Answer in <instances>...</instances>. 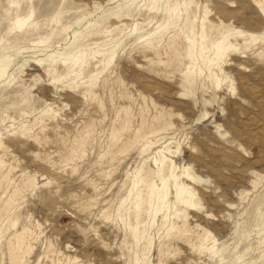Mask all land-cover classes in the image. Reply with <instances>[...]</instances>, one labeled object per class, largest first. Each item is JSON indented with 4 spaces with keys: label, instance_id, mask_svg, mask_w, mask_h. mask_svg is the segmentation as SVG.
Returning a JSON list of instances; mask_svg holds the SVG:
<instances>
[{
    "label": "rangeland",
    "instance_id": "obj_1",
    "mask_svg": "<svg viewBox=\"0 0 264 264\" xmlns=\"http://www.w3.org/2000/svg\"><path fill=\"white\" fill-rule=\"evenodd\" d=\"M17 1L0 0V264H264L263 218L248 207L264 196V0H190V49L178 24L146 19L147 0ZM204 14L224 35L251 34L229 36L237 49L209 78ZM81 53L80 68L62 64ZM163 145L176 171L208 180L186 181L202 209L163 226L143 213L136 242L133 177Z\"/></svg>",
    "mask_w": 264,
    "mask_h": 264
},
{
    "label": "bare ground",
    "instance_id": "obj_2",
    "mask_svg": "<svg viewBox=\"0 0 264 264\" xmlns=\"http://www.w3.org/2000/svg\"><path fill=\"white\" fill-rule=\"evenodd\" d=\"M29 1V0H28ZM36 1V0H34ZM38 1V0H37ZM61 2V0H58ZM135 0H132V2ZM170 0H147L146 4V9L144 11V15H147L146 19H156L157 17L162 18L163 20L167 21V25L169 24H178L180 35L182 34L185 36L184 39L187 40L186 43L187 49H190V45H194L195 43V34L193 33V23L194 20L197 16V11L196 7L197 5H194V2L192 3L190 0H181L173 2L170 6L164 7L162 9L161 2H163L165 5L166 3ZM19 0L16 2L18 4ZM41 2V1H40ZM57 2V1H55ZM68 2V1H67ZM131 2V1H130ZM52 3V2H51ZM69 3V2H68ZM67 3V4H68ZM24 4L25 0H24ZM35 4V3H34ZM49 4V3H48ZM47 4V5H48ZM56 4V3H55ZM143 4V3H142ZM163 4V5H164ZM22 5V3H21ZM27 5V4H26ZM25 5V6H26ZM39 5V3H38ZM53 5V4H52ZM66 5V4H65ZM71 5V4H70ZM129 5V4H128ZM126 5V6H128ZM141 5V4H140ZM36 6V4H35ZM68 6V5H67ZM125 6V7H126ZM17 7V5H15ZM47 7V6H46ZM63 7V3H59L57 6H55V10H59ZM70 7V6H69ZM139 7V6H138ZM145 7V6H143ZM19 9V8H18ZM50 9V7L48 8ZM47 9V12L50 11ZM43 10V9H42ZM128 10V9H127ZM17 11V10H16ZM130 11V10H129ZM140 11V10H139ZM34 12V8H30V14H27L26 16H17L18 19L16 20L15 27L17 29H20L26 21L31 17V14ZM36 12V11H35ZM34 12V14H35ZM46 12V13H47ZM61 12V10L59 11ZM58 12V13H59ZM119 12V11H117ZM128 12V11H127ZM205 14L208 12L206 9L204 10ZM39 14V12H37ZM54 13H56L54 11ZM53 13V14H54ZM121 13V12H120ZM123 13V12H122ZM142 14L143 15V9H142ZM45 14V13H44ZM117 14V13H116ZM124 14V13H123ZM203 15L202 21L201 22V31L200 34L198 35L199 40H200V47L199 48V57L202 60V65L209 71L208 75L206 76L209 78L211 74H213L214 69H216L218 65V60H220L221 57L228 51V50H236L237 49V43L231 42L229 39V36H232L234 39H237L238 37H241L243 39H247L249 37V33L232 27V25L227 24V29L231 30V33L228 35H224L222 31L219 28H216L211 21H209L206 18V15ZM122 15V14H121ZM139 15V16H140ZM37 16V15H36ZM47 16V15H46ZM61 17V16H60ZM60 17L55 18V23H59ZM62 18V17H61ZM80 18V17H79ZM76 19V18H75ZM148 19V20H149ZM63 20V18L61 19ZM161 20V19H160ZM75 21V20H74ZM150 21V22H151ZM63 22V21H62ZM76 22V21H75ZM74 22V23H75ZM153 22V21H152ZM178 22V23H177ZM29 23V22H28ZM141 24V22H139ZM63 24V23H61ZM60 24V25H61ZM150 24V23H149ZM148 24V25H149ZM162 23H156L157 27L151 32V34L157 35L156 37L161 38V27ZM166 24V23H165ZM89 25V24H88ZM136 25V23H135ZM13 26V25H12ZM31 26V25H30ZM134 26V25H133ZM139 26V25H138ZM155 26V25H154ZM164 25L163 27H165ZM172 26V25H171ZM14 27V28H15ZM59 26V29L60 30ZM24 28V27H23ZM27 29V27H25ZM56 26L53 25L51 28V33L49 32L50 35L53 34ZM136 28V26H135ZM140 28V26H139ZM138 29V28H137ZM141 29V28H140ZM9 30V29H8ZM11 30V29H10ZM13 30V29H12ZM25 30V29H24ZM20 31V30H19ZM23 31V30H22ZM99 31V30H98ZM100 32V31H99ZM98 32V33H99ZM135 32V31H134ZM137 32V31H136ZM141 32V31H139ZM164 32V31H163ZM168 32V31H167ZM177 32V33H179ZM77 33V32H76ZM96 33V34H98ZM176 33V34H177ZM226 33V32H225ZM55 34V33H54ZM57 35H59L57 33ZM121 35V34H120ZM166 34L164 33V36ZM173 35V34H172ZM178 35V34H177ZM54 36V35H53ZM56 36V35H55ZM78 36V35H77ZM91 36V35H90ZM89 36V37H90ZM97 36V35H96ZM60 37V36H59ZM76 37V36H74ZM117 37V36H116ZM146 37V35H145ZM154 37V36H153ZM163 37V35H162ZM182 37V36H181ZM252 37V36H251ZM54 38V37H52ZM52 38H50L52 40ZM58 38V37H57ZM92 39V37H90ZM118 38V37H117ZM49 39V38H48ZM59 39V38H58ZM90 39V40H91ZM95 39V38H94ZM87 40V39H86ZM148 40V39H147ZM160 40V39H159ZM180 40V39H179ZM183 40V39H182ZM40 41V39H39ZM44 41V40H43ZM50 41V40H49ZM121 41V40H120ZM152 41V40H151ZM151 41L148 42V44H151ZM161 41V40H160ZM48 41H46L47 43ZM88 42V40H87ZM86 42V43H87ZM94 42V41H92ZM154 42V41H153ZM181 42V41H180ZM244 42V41H243ZM41 43V42H40ZM45 43V42H43ZM42 43V44H43ZM90 43V41H89ZM121 43V42H120ZM84 44V43H83ZM145 44V43H144ZM245 44V43H244ZM82 45V44H79ZM91 45V44H90ZM157 45V44H155ZM181 45V44H180ZM83 46V45H82ZM81 46V47H82ZM89 46V44H88ZM118 46V45H117ZM116 46V47H117ZM191 46V47H192ZM195 46V45H194ZM107 47V46H106ZM145 48L147 46H144ZM151 47V46H150ZM80 48V47H79ZM87 48V47H86ZM144 48V49H145ZM149 48V47H148ZM156 48V47H155ZM152 49V48H151ZM157 49V48H156ZM195 49V47H194ZM150 50V49H149ZM96 51V50H95ZM94 51V52H95ZM190 51V50H189ZM194 51V50H193ZM76 52V51H75ZM80 52V51H79ZM101 52V51H99ZM145 52V51H144ZM73 54V52H71ZM84 53V51H83ZM83 53L79 54L77 58L71 60L69 63L63 62L62 64L65 65L66 69H73L75 67L80 68L83 64L84 58H82ZM98 53V52H97ZM102 53V52H101ZM104 53V52H103ZM187 53V52H186ZM71 54V55H72ZM85 54V53H84ZM89 54V53H88ZM115 54V53H114ZM185 54V53H184ZM192 54V53H191ZM191 54L188 53V56L191 57ZM198 54V53H197ZM68 55V54H67ZM65 55V56H67ZM87 55V54H86ZM93 55V54H92ZM102 55V54H101ZM105 55V54H104ZM112 55V54H111ZM114 55H112L108 60L107 63L111 62V59H113ZM54 57V56H53ZM71 57V56H70ZM91 57V56H90ZM95 57V56H94ZM193 57V56H192ZM87 58V57H86ZM85 58V59H86ZM104 58V57H102ZM101 58V59H102ZM196 57L194 56V59ZM52 59V57L50 58ZM100 59V60H101ZM187 59V58H186ZM197 59V58H196ZM63 60V59H62ZM66 60V59H65ZM64 60V61H65ZM99 60V61H100ZM52 61V60H51ZM69 61V60H68ZM222 61V59H221ZM88 62V61H87ZM102 62V61H101ZM195 62V61H194ZM193 62V64H195ZM198 62V60H197ZM61 64V65H62ZM192 61L190 62V68L193 66ZM102 65V64H101ZM188 66V65H187ZM186 66V67H187ZM195 66V65H194ZM188 69V68H187ZM186 69V70H187ZM200 72L202 71V68L200 66ZM221 69V68H220ZM218 70V69H217ZM221 71V70H220ZM67 72V71H66ZM199 72V70H198ZM216 72V71H215ZM185 74V73H184ZM189 74V73H188ZM195 74V73H194ZM215 74V73H214ZM220 74V73H219ZM190 75V74H189ZM217 75V74H216ZM90 77V76H89ZM213 77V76H212ZM214 78V77H213ZM92 79V77H91ZM187 79V78H186ZM217 79V78H216ZM13 81V79H12ZM217 81V80H216ZM184 82V81H183ZM10 83V82H9ZM90 84V82H89ZM10 85V84H9ZM5 86V85H4ZM2 86V87H4ZM89 86V85H88ZM1 87V86H0ZM8 87V86H7ZM86 88V87H85ZM84 88V90H85ZM3 90V89H2ZM1 90V91H2ZM82 90V89H81ZM187 92V90H186ZM30 99V98H29ZM26 100V99H25ZM31 100V99H30ZM27 103V102H26ZM31 104V103H30ZM28 105V104H27ZM150 146V145H149ZM166 152H170L168 146L163 145L160 148L155 150V159L154 163L156 164V169L153 170L151 168L147 169L146 172H143L144 174L140 175L137 173L133 177V184L132 187L134 188L136 186L135 192L133 193V198H132V210L134 214V219H136L135 223L130 222L129 223V228L134 234V238L136 242L141 238V234L143 231V225L142 221L140 220L141 215L143 213H147L150 217V219H153L152 221L154 222V218L157 214H160V221H161V226H163L167 220L170 218H173L175 220H178L181 217H185L183 215L181 207L184 208H190V209H202V205L200 202V199L197 195V192L189 185L192 183L193 185L200 184L202 182H207L208 180L202 178L201 176L197 175L194 171L191 170L189 165L181 167L182 169L180 171H176V166L175 163L170 159L169 157L166 156ZM179 170V169H178ZM255 175L258 176V179H262L264 177V174H257L254 172ZM158 181V182H157ZM188 181V183L186 182ZM258 181L254 182V187L258 184ZM138 185V186H137ZM171 187H173L174 194H173V199H171L170 194H171ZM132 189V188H131ZM170 190V191H169ZM262 191V190H261ZM260 191V192H261ZM132 192V191H131ZM243 193V192H242ZM263 194L254 195L253 198L251 199L250 205L248 207L258 209L259 212L258 214L263 218V223H264V209H260L259 206L262 202ZM247 207V208H248ZM254 211V210H253ZM175 220L170 222V227H173L176 223ZM152 222V223H153ZM177 222V221H176ZM186 223V222H185ZM177 225V224H176ZM187 224H185L186 226ZM182 226H184V223H182ZM175 227V226H174ZM178 227V226H177ZM256 227V226H255ZM185 228V227H184ZM183 228V229H184ZM174 229V228H173ZM185 230V229H184ZM189 230V229H188ZM187 231V230H185ZM131 232V233H132ZM178 232H182L181 228H178ZM188 232V231H187ZM209 233V232H208ZM207 232L204 233V243L209 240V235ZM183 234V233H182ZM185 234V233H184ZM185 237V236H184ZM181 238V236H180ZM214 243V242H213ZM206 244H204L205 247ZM203 247V248H204ZM212 251V249H211ZM264 259V258H262Z\"/></svg>",
    "mask_w": 264,
    "mask_h": 264
}]
</instances>
